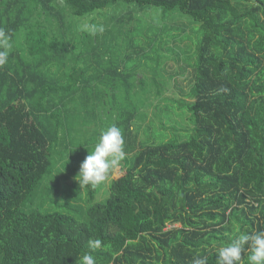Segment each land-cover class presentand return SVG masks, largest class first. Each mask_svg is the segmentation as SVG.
Wrapping results in <instances>:
<instances>
[{"label": "trees", "instance_id": "1", "mask_svg": "<svg viewBox=\"0 0 264 264\" xmlns=\"http://www.w3.org/2000/svg\"><path fill=\"white\" fill-rule=\"evenodd\" d=\"M120 3L160 10L126 32L77 29ZM116 9L96 14L103 27ZM0 29L12 45L0 67V264L87 252L96 264H215L239 233L264 230V0H0ZM119 54L147 60L145 75L124 73ZM169 60L183 62L167 77L186 70L187 90L161 101L138 144ZM113 124L125 172L81 189L80 164Z\"/></svg>", "mask_w": 264, "mask_h": 264}, {"label": "clouds", "instance_id": "2", "mask_svg": "<svg viewBox=\"0 0 264 264\" xmlns=\"http://www.w3.org/2000/svg\"><path fill=\"white\" fill-rule=\"evenodd\" d=\"M11 48L10 37L0 29V67L7 64ZM124 144L122 130L118 126L113 124L101 131L98 142L91 154L80 164L75 177L81 189L100 186L121 167V162L127 156ZM88 247L95 251L102 247V242L99 239H90ZM245 252H248L247 264H264V230L239 233L219 249L215 264H239ZM78 264H96V259L91 252H87L79 258ZM192 264H208V257L196 256Z\"/></svg>", "mask_w": 264, "mask_h": 264}, {"label": "rangeland", "instance_id": "3", "mask_svg": "<svg viewBox=\"0 0 264 264\" xmlns=\"http://www.w3.org/2000/svg\"><path fill=\"white\" fill-rule=\"evenodd\" d=\"M110 8L107 10H104V11H95L89 17L77 19L75 22L77 29L80 28L81 30H85V29L92 30V28H94L93 27L94 25L98 26L100 24V26H98V27L102 30L111 29V31H114V33H117L118 30H116V29L121 28V30L123 32H126L128 30H131V29L137 27V25L139 23H143L145 26L150 25L152 23L151 19L154 18V16L156 15V12H158V10H160V9H155L152 7H148V8L146 7L144 9H139L134 5H127L124 3H120L117 6L110 7ZM114 8H118V9H116L114 11L113 22H110L109 24L107 23V25L105 27H103V25L100 22H102L104 20V18L96 16V14H101L103 12L113 10ZM154 10L156 12H153ZM120 18H121V21H119ZM92 19H94L96 21V22H94L95 24L91 22ZM97 22H99V23H97ZM165 22L168 23L169 25H178L179 26L180 24H182V23H180L178 18H176L175 20H172V21H165ZM161 23H164V22H161ZM185 32L188 33V28L186 29ZM117 41H119V40H117ZM184 43H186V41H184L183 44ZM170 45H172V44H170ZM122 52H123L122 53L123 55L125 53H128V51H122ZM123 55L119 54L118 56H116V57H118L116 60L120 61L122 57H125ZM123 60L120 62H117V63L119 65V68H123V69L127 70L124 73L131 71V73L137 74V79L138 78L140 79L141 76L145 75L144 73H142L140 71H145L143 69V67L144 68L148 67L147 60L142 59V58L138 59L135 55H133L131 57V59L128 61H123ZM183 65H184L183 62H177L176 63V62H173L171 60H169V61H167V63H165L163 72H164V76H165L164 80H165L166 86L162 90V94L159 97H155L153 95H150L148 102L145 103V108L143 109V112L145 113L144 122H142L141 128L139 130L135 131L137 134V143L138 144H141V145L145 144L144 141L146 140V137H145L143 129L147 126L148 121H153L154 125L158 124L156 121L157 116H154L153 114L158 112L156 109V108H158V106H162L164 104L161 101L168 99V98L169 99L170 98L179 99L180 88H182L183 90H187L186 78L188 76H186L187 75L186 70L181 75H178L177 77H175L174 80H169L167 77L168 74L169 75L175 74L176 71H177L176 72L177 74L178 73L180 74L181 71L178 69H180V67L185 68ZM102 74L103 73H101L100 76H103ZM151 75H153V73H151ZM120 77L121 76H119L118 78H120ZM120 86H121L120 84L117 85V87H120ZM105 87L111 88L110 86H107V85H105ZM170 118L171 119L173 118V120L177 124L178 129L190 127V126H185L186 125V119L184 117L179 118L177 116L172 117V115H170ZM163 121L164 122L166 121L165 127L167 125H169L167 123L166 118L163 117ZM170 125H171V123H170ZM160 130H161V128H159L156 131H160ZM89 135H92V134H89ZM166 136H167L166 139L170 137V133L168 131H166ZM124 172H125L124 170L119 168L118 170H116L112 173L110 179L120 177L124 174ZM108 182H109V179L104 183L105 184L104 189L107 187L106 185ZM105 194L100 195L98 198L99 199L104 198L106 196Z\"/></svg>", "mask_w": 264, "mask_h": 264}]
</instances>
